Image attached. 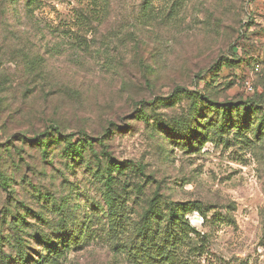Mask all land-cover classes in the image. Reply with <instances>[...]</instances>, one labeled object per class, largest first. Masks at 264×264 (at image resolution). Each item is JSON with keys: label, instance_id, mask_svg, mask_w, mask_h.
I'll list each match as a JSON object with an SVG mask.
<instances>
[{"label": "rangeland", "instance_id": "374dc122", "mask_svg": "<svg viewBox=\"0 0 264 264\" xmlns=\"http://www.w3.org/2000/svg\"><path fill=\"white\" fill-rule=\"evenodd\" d=\"M26 1L0 0V173L9 184H0V264H17L7 257L15 256L8 209L25 213L22 236L37 259L41 242L27 233L57 241L63 220L53 201L104 207L87 169L73 168L59 146L44 153L30 141L52 123L136 167L124 193L133 223L153 197L163 208L204 204L206 219L187 215L202 234L198 250L185 253L191 264H264V141L248 134L185 151L154 126L187 115L184 89L257 101L264 111V0H149L150 13L143 0L108 8L105 0H37L30 11ZM95 226L59 264H134L115 250L121 239Z\"/></svg>", "mask_w": 264, "mask_h": 264}, {"label": "trees", "instance_id": "16d2710c", "mask_svg": "<svg viewBox=\"0 0 264 264\" xmlns=\"http://www.w3.org/2000/svg\"><path fill=\"white\" fill-rule=\"evenodd\" d=\"M105 1L108 8L109 0ZM35 2L37 0L26 1L28 11L33 9ZM148 4L149 0H143V9L150 13ZM181 93H186L184 95L191 103L187 115L181 121H158L154 126L166 135L168 141L183 150H201L209 141L229 144L248 134L264 141V111L257 101L222 102L197 90L186 92L184 89ZM172 97L179 99L180 95L177 96L175 92ZM258 97L263 98L264 95ZM142 113L141 117L146 118L147 112ZM44 135L43 139L36 136L30 141L36 143L44 153L54 150L53 145L59 146L73 168L80 166L87 169L93 180L101 184L104 207L94 200L88 209L87 204L73 196L66 197L60 204L52 200L53 207H57V212L62 214L63 226L54 233L58 234L57 241L43 232L27 233L41 242L37 259H33L29 253L30 241L22 236L28 230L25 213L8 209L11 220L5 221L10 231L6 240L15 251V256L10 255L8 258L15 259L17 264H59L67 251L79 248L94 238L97 231L95 225L99 224L103 234L121 239L115 250L125 252L134 264H191L185 258V253L187 250H198L196 243L202 240H196L202 234L190 223L187 215L197 212L206 219L207 209L201 201L171 202L163 208L161 202L153 197L148 201L140 220L133 223L126 214L127 198L124 196L128 174L137 172L133 164L114 159L107 145L101 143L100 153H103L104 161L93 138L86 133L80 139L75 138L74 134H65L57 123L50 124ZM87 155H90L89 159ZM7 179L1 172L0 184L9 186Z\"/></svg>", "mask_w": 264, "mask_h": 264}, {"label": "built area", "instance_id": "2783aa9c", "mask_svg": "<svg viewBox=\"0 0 264 264\" xmlns=\"http://www.w3.org/2000/svg\"><path fill=\"white\" fill-rule=\"evenodd\" d=\"M247 88H248L249 90H252V89H253L252 85H251L249 82H247Z\"/></svg>", "mask_w": 264, "mask_h": 264}]
</instances>
